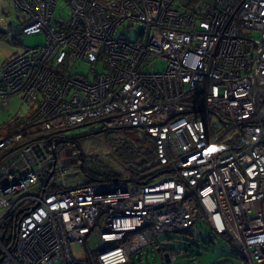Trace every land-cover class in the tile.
Here are the masks:
<instances>
[{
    "label": "built area",
    "instance_id": "1",
    "mask_svg": "<svg viewBox=\"0 0 264 264\" xmlns=\"http://www.w3.org/2000/svg\"><path fill=\"white\" fill-rule=\"evenodd\" d=\"M10 1L13 35L45 41L0 63L1 105H28L0 137V264H130L148 245L168 264L160 237L199 219L245 264H264V0ZM60 1L67 18L54 16ZM121 26L137 37H115ZM78 60L98 68L92 80ZM81 125L139 129L157 173L45 192L80 167L59 145ZM88 241L94 260L74 258Z\"/></svg>",
    "mask_w": 264,
    "mask_h": 264
},
{
    "label": "rangeland",
    "instance_id": "2",
    "mask_svg": "<svg viewBox=\"0 0 264 264\" xmlns=\"http://www.w3.org/2000/svg\"><path fill=\"white\" fill-rule=\"evenodd\" d=\"M61 7L62 2L60 1L54 13L55 18H67V10ZM21 21L22 18L12 2L10 0H0V63L11 55L21 52L24 48L35 47L44 43L45 35L43 32L24 34L21 39L19 36L13 35L12 31L9 30V25L18 27ZM136 27L125 29L121 26L116 29L115 37L123 34L128 39L134 40L137 37L136 31H138ZM243 33L251 38L259 37L257 31L250 30L243 31ZM165 67L166 63L164 61L156 60L157 71H162ZM97 70V67L95 68L86 60H78L73 64V71L75 73L86 76L90 80L94 77L93 71ZM18 107H20L19 99L14 96L9 98L7 106L3 107L0 103V137L11 132V126L14 123L13 119ZM20 108L21 113L19 116L22 117L26 112V104H22ZM62 132H66V137H75V140H72L71 143L60 144L59 150H64L70 146L76 149L77 146L79 148L78 152L86 159V165L88 167L104 164V168L111 171L114 177L119 175L121 179H130L132 176L130 166H133L134 169H139L146 164H140V159L132 161L131 163L129 162V159L132 157L125 150L126 142H128L127 137L129 136H127V132L122 128H108L98 132H90L87 126L81 125L67 128ZM129 139L131 138L129 137ZM143 173H152L151 175H155L157 171L151 169ZM86 181L87 177L79 167L73 168L61 176L57 180V184H62L63 182L66 186H75ZM2 213L3 210H0V216ZM204 224L203 219L197 220L192 226L193 232L201 233V228L207 227ZM192 227H189L188 231ZM174 237L168 240H163V236L160 237L161 247L164 246L168 248V253L175 254V260L168 264H245L243 258L235 253V248L232 247L228 237L225 238L222 235L215 234L211 237L212 240H208V238L203 236L202 238L204 239L197 241L195 243L196 245H189L188 242H185L184 239L190 238L185 236V234L177 232L174 233ZM93 248L94 244L88 241L84 245H72L71 253L76 259L93 261L95 258V250ZM140 254L142 255L139 256ZM130 264H164V261L157 248L148 245L140 253L132 256Z\"/></svg>",
    "mask_w": 264,
    "mask_h": 264
},
{
    "label": "trees",
    "instance_id": "3",
    "mask_svg": "<svg viewBox=\"0 0 264 264\" xmlns=\"http://www.w3.org/2000/svg\"><path fill=\"white\" fill-rule=\"evenodd\" d=\"M18 126L19 125L14 122L13 125L11 126V131L17 129ZM120 128L125 130L127 132V136H129L131 138V139H129V137H127L128 142H126V146H125L126 152L129 155H131V157H132L129 159V162L131 163L132 161H136V160L140 159L139 160L140 164L146 163L143 167H141L139 169H136V168L134 169L133 166H130L131 174H132L131 178L141 177L142 179H144L146 181L150 180L151 177L153 176V175H151L152 173L150 174V173H143V172L151 170V169L152 170L156 169V161L154 159L155 151H154L153 139L144 133L142 136H139L141 134H139L140 130L137 128H131V127H120ZM100 131H102V130H100ZM61 135H63L62 136V138L64 139L63 143H71L72 140L73 141L75 140V137H66L65 136V135H67L66 132H62ZM137 145H138V147H137ZM76 150L79 151V148L77 146H76ZM103 165L104 164H101L100 166L88 167L86 165V159L81 154L80 168L83 171V173L85 174V176L87 177V181L85 183H91V182L99 181V180L111 181V180L120 179L119 175L117 177H114L112 175V172L108 171L106 168H104ZM60 188L61 187L57 183L52 181V183H49L46 185L44 190H45V192L50 193V192L57 191ZM188 229L181 231V232H178V233L185 234V236L190 237L189 239H184L185 242H188L189 245H196L195 243L197 241L204 239V238H202L203 236L205 238H208V240H212L211 237H213L215 235V233L209 227L201 228V233H194L193 227L191 228L190 231H188ZM222 236L227 238V236H225V235H222ZM171 238H175L174 233L163 236V240H168ZM167 250H168V248L163 246V251L165 252ZM136 254H138V253H136ZM141 255L142 254H140L139 256H141Z\"/></svg>",
    "mask_w": 264,
    "mask_h": 264
},
{
    "label": "crops",
    "instance_id": "4",
    "mask_svg": "<svg viewBox=\"0 0 264 264\" xmlns=\"http://www.w3.org/2000/svg\"><path fill=\"white\" fill-rule=\"evenodd\" d=\"M182 4L186 5V6H189V7H192L194 6L196 3L198 2H203V3H206L207 5L211 6L215 0H179ZM22 106V105H21ZM20 106V107H21ZM28 110V105H26V111ZM84 126V125H83ZM73 128V127H72ZM90 131V130H89ZM92 132V131H90ZM98 132V131H97ZM141 135H143V133L141 131H139Z\"/></svg>",
    "mask_w": 264,
    "mask_h": 264
},
{
    "label": "water",
    "instance_id": "5",
    "mask_svg": "<svg viewBox=\"0 0 264 264\" xmlns=\"http://www.w3.org/2000/svg\"><path fill=\"white\" fill-rule=\"evenodd\" d=\"M50 177H51V174H50L49 177L47 178L46 182L49 180Z\"/></svg>",
    "mask_w": 264,
    "mask_h": 264
}]
</instances>
